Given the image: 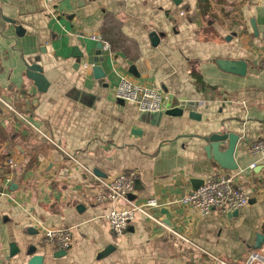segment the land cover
<instances>
[{"label":"crops","instance_id":"1","mask_svg":"<svg viewBox=\"0 0 264 264\" xmlns=\"http://www.w3.org/2000/svg\"><path fill=\"white\" fill-rule=\"evenodd\" d=\"M218 60L243 61L245 74ZM30 65L42 69L44 92L27 78ZM122 78L196 102L200 120L117 101ZM0 95L17 113L0 110V264H27L29 247L42 264H218L140 215L115 236L104 215L119 205L95 204L93 181L62 150L98 177L135 171L132 199H154L153 216L211 255L239 263L254 253L264 264V160L250 154L264 138V0H0ZM212 134L237 137L236 170L208 157ZM229 173L250 197L246 208L201 217L173 203ZM45 229L70 231L66 254Z\"/></svg>","mask_w":264,"mask_h":264},{"label":"built area","instance_id":"2","mask_svg":"<svg viewBox=\"0 0 264 264\" xmlns=\"http://www.w3.org/2000/svg\"><path fill=\"white\" fill-rule=\"evenodd\" d=\"M53 2L54 0H47ZM184 13L181 12L180 16ZM98 42H101L102 48L109 50L108 43L103 42L101 38L93 37ZM94 64H84L85 68H92ZM114 97L117 101L132 104L140 113L156 114L164 112V99L156 89L146 88L141 85H136L122 78L115 90ZM0 110L11 111L16 113L12 106L0 95ZM17 114V113H16ZM23 120L25 118L20 116ZM71 161L80 168V170L90 178L93 183L91 188L94 190L93 202L97 205L103 203H115L119 207L109 209L104 215V219L108 227L115 236L119 237L124 234L130 224L136 219L137 215L150 221L156 226L172 233L173 235L182 239L185 243L195 248L199 253L218 264H254L259 260L257 254L251 253L246 258L241 259L240 262H224L219 258L211 255L204 249L198 247L187 238L173 231L170 227L165 225L163 221L151 214L150 209L156 207L154 199H149L144 203H136L132 199L135 189L136 172H123L116 176L109 178L98 177L94 174L91 168H88L70 155L62 150ZM250 154L260 157L264 160V138L257 139L250 148ZM11 168L15 167L14 162L9 160L7 162ZM248 168L254 170L255 163H251ZM239 177L236 174H219L208 178L202 182L196 189H189L183 193L173 203L190 209L193 214L198 216H207L213 211H218L221 214H229L237 212L246 208L249 205L250 197L246 190L238 183ZM2 216L0 213V222ZM46 242L59 251H67L70 248L71 234L68 229H45L43 231Z\"/></svg>","mask_w":264,"mask_h":264},{"label":"water","instance_id":"3","mask_svg":"<svg viewBox=\"0 0 264 264\" xmlns=\"http://www.w3.org/2000/svg\"><path fill=\"white\" fill-rule=\"evenodd\" d=\"M173 3L178 6L180 4V0H172ZM253 30L255 31V27L252 25ZM17 31L19 29L17 28ZM161 35L152 32L149 34V40L152 46L156 47L158 45L159 39ZM98 50H102V44L98 43ZM82 54L75 55V58H81ZM96 64V62H94ZM217 65L226 70L227 67L233 68L235 71H232L238 75L245 74L246 65L243 61H223L218 60ZM93 77L96 80L102 79L105 75L99 66L94 65L92 68ZM27 78L30 79L34 86L37 88L38 92H44L47 87V82L43 77L42 69L37 65H30L26 71ZM122 102V101H120ZM196 102H189L186 100H173L172 97H165L164 99V112H159L153 115L157 116H170V117H181L185 112L188 113V117L193 120H200L199 115H196ZM149 115V114H148ZM204 141L207 143L205 147V151L208 157L213 158L214 161L219 165L220 168L227 171H234L237 169V165L233 160V152L235 149V145L237 142V137L233 134H212L209 137L204 138ZM227 141V148L225 151H220V146ZM96 173L97 171L94 170ZM104 177V176H103ZM202 184V181L198 182V184L194 187L196 189L199 185ZM26 232L35 233L32 228H27ZM264 240L263 235L257 236V246H260ZM18 252V249L11 246L10 255L13 256ZM26 254L31 256L27 261V264H42L43 257L34 254V247H29ZM58 254H66V251H58Z\"/></svg>","mask_w":264,"mask_h":264}]
</instances>
